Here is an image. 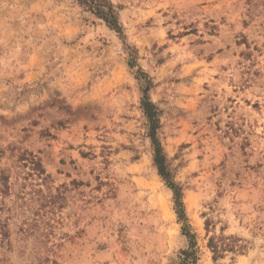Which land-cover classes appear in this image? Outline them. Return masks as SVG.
Wrapping results in <instances>:
<instances>
[{
    "label": "rangeland",
    "instance_id": "1",
    "mask_svg": "<svg viewBox=\"0 0 264 264\" xmlns=\"http://www.w3.org/2000/svg\"><path fill=\"white\" fill-rule=\"evenodd\" d=\"M108 2L0 0V264H264V0Z\"/></svg>",
    "mask_w": 264,
    "mask_h": 264
},
{
    "label": "trees",
    "instance_id": "2",
    "mask_svg": "<svg viewBox=\"0 0 264 264\" xmlns=\"http://www.w3.org/2000/svg\"><path fill=\"white\" fill-rule=\"evenodd\" d=\"M79 4H81L85 9L95 14L99 19L103 20L111 29L115 30L119 35L124 38V34L122 32L121 27L118 24L117 14L113 8V5L108 2V0H78ZM129 54V66L134 68L137 65L138 53L135 49L128 47ZM139 76L143 77V72L138 71ZM140 79V78H139ZM148 83V82H147ZM149 83L143 89L144 95L141 99L142 110L144 112L145 117L149 123V136L151 137V141L154 148V164L158 169L160 176L166 181L168 186L172 189L174 194V203L176 212L181 220H183L185 215L184 203H183V194L182 189L179 188L172 180L171 175L168 171L166 164V156L163 152V148L159 142L157 137V130L159 128V119H158V109L154 102L148 96L149 91ZM9 177L5 175L0 176V196L6 194L7 184ZM185 235L190 239L191 247L194 246V236L190 234L187 229L184 230ZM226 240L229 241L226 242ZM237 240L233 237L230 238H211L209 242V247L214 253V258H221L226 251H241L243 249L242 246H237Z\"/></svg>",
    "mask_w": 264,
    "mask_h": 264
}]
</instances>
